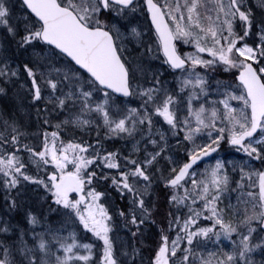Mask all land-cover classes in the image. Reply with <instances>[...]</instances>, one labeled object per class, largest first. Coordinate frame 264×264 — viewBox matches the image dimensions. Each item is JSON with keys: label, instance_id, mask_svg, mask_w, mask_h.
I'll use <instances>...</instances> for the list:
<instances>
[{"label": "snow or ice", "instance_id": "snow-or-ice-1", "mask_svg": "<svg viewBox=\"0 0 264 264\" xmlns=\"http://www.w3.org/2000/svg\"><path fill=\"white\" fill-rule=\"evenodd\" d=\"M256 8L0 0V264H264Z\"/></svg>", "mask_w": 264, "mask_h": 264}, {"label": "rangeland", "instance_id": "rangeland-1", "mask_svg": "<svg viewBox=\"0 0 264 264\" xmlns=\"http://www.w3.org/2000/svg\"><path fill=\"white\" fill-rule=\"evenodd\" d=\"M249 3H250V6H252L257 11V14H259V9L256 8L257 0H249ZM18 6L19 5L17 3V7ZM14 104H15V101L12 98L0 97V108L2 110V114H11L14 111H16V109L14 107ZM18 118H19V116H18ZM23 122L26 124L27 130L29 132H35L37 130L38 121H37L35 115L33 114V111L32 110H31V116H30V118H25L23 120ZM92 136L95 137L96 136V133L93 132L92 133ZM87 138L88 137L85 136V139H87ZM122 143L123 142H121V144ZM170 143L173 145L174 148L176 147L174 140L173 141H170ZM219 155H220V157L222 159H225V160H234V161L240 160L241 157L243 156L242 153H236L235 150H232V151H229V152H223V153H220ZM245 159H247V158L245 157ZM212 162H214V159H213ZM254 166L259 167V162L258 161L257 162H254ZM201 167H203V165ZM3 197H4V192L2 190H0V206L3 205ZM234 198L235 197H234V194H233V202H234ZM225 202H227V200ZM119 235H120L121 238H126L127 233H126V231L124 229H121ZM223 245L224 246H227V247H230L229 242L226 241V240L223 241ZM209 250H214V249H212L211 246H209ZM257 259H259V257H257Z\"/></svg>", "mask_w": 264, "mask_h": 264}, {"label": "trees", "instance_id": "trees-1", "mask_svg": "<svg viewBox=\"0 0 264 264\" xmlns=\"http://www.w3.org/2000/svg\"><path fill=\"white\" fill-rule=\"evenodd\" d=\"M33 111V114L35 115L36 117V112H35V109H32ZM37 119V117H36ZM38 121V120H37ZM164 191H158V195H159V208H158V213H157V218L159 219L163 214L164 212L166 211L167 209V204H166V197L163 196ZM123 229V228H121ZM125 230V229H124ZM126 231V230H125ZM145 251L147 252V247H145Z\"/></svg>", "mask_w": 264, "mask_h": 264}, {"label": "water", "instance_id": "water-1", "mask_svg": "<svg viewBox=\"0 0 264 264\" xmlns=\"http://www.w3.org/2000/svg\"><path fill=\"white\" fill-rule=\"evenodd\" d=\"M215 155V153L214 154H212V156H214Z\"/></svg>", "mask_w": 264, "mask_h": 264}, {"label": "flooded vegetation", "instance_id": "flooded-vegetation-1", "mask_svg": "<svg viewBox=\"0 0 264 264\" xmlns=\"http://www.w3.org/2000/svg\"><path fill=\"white\" fill-rule=\"evenodd\" d=\"M170 79V78H169Z\"/></svg>", "mask_w": 264, "mask_h": 264}]
</instances>
